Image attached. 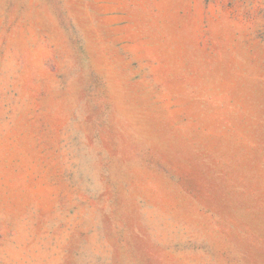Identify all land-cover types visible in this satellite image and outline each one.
<instances>
[{
	"label": "rangeland",
	"instance_id": "rangeland-1",
	"mask_svg": "<svg viewBox=\"0 0 264 264\" xmlns=\"http://www.w3.org/2000/svg\"><path fill=\"white\" fill-rule=\"evenodd\" d=\"M0 264H264V0H0Z\"/></svg>",
	"mask_w": 264,
	"mask_h": 264
}]
</instances>
